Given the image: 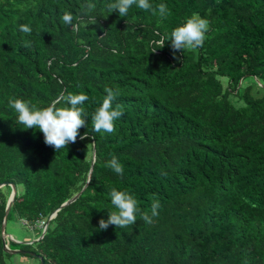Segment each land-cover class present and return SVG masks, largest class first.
<instances>
[{
	"label": "trees",
	"instance_id": "1",
	"mask_svg": "<svg viewBox=\"0 0 264 264\" xmlns=\"http://www.w3.org/2000/svg\"><path fill=\"white\" fill-rule=\"evenodd\" d=\"M112 2L0 0V184L18 188L7 224L26 221L38 239L53 216L43 238L18 248L45 264H264V0H150L167 6L164 19L135 5L120 17ZM194 13L209 21L204 45L174 52L171 32ZM106 87L119 89L113 107L124 113L111 134L92 125ZM79 93L89 96L87 138L57 151L8 106L66 107ZM113 155L123 175L105 166ZM112 188L150 216L159 201L153 223L138 213L99 231Z\"/></svg>",
	"mask_w": 264,
	"mask_h": 264
},
{
	"label": "clouds",
	"instance_id": "2",
	"mask_svg": "<svg viewBox=\"0 0 264 264\" xmlns=\"http://www.w3.org/2000/svg\"><path fill=\"white\" fill-rule=\"evenodd\" d=\"M133 5L144 11H151L152 15H158L162 19L167 18L169 15L165 4L154 7L150 0H115V2L107 3L105 8L110 13L118 10L119 16L124 17ZM96 7V4L88 3L85 6V14L90 15ZM90 18L95 20L96 23L95 17L90 16ZM76 19L68 11H65L62 16V22L72 27L73 30H76L79 26L78 23H74ZM19 30L25 34H31L32 32L29 25H21ZM208 31L209 21L194 13L182 26L176 27L171 32L168 41H170V46L174 52L196 50L204 45ZM160 44L162 48L165 42L161 41ZM25 46H29L28 42H25ZM105 92L106 96L92 116V125L94 132L111 134L116 131L114 121L124 113L120 104L113 107V102L120 95L119 89L113 91L111 88L106 87ZM65 99L66 104L69 106L57 107L55 104H51L45 108H37L31 101L21 98H11L8 106L17 113L18 124L23 125L27 130L32 129L41 132L44 136V143L57 151L67 147L70 142L75 143L78 136L81 140L87 138L86 133L80 136L79 130L86 126V113L82 105L89 100V96L83 93L69 94ZM105 166L111 168L115 173L123 175V166L115 155ZM110 196L111 204L115 210L108 212L107 220H99V231L107 230L109 225L117 228L133 225L137 221L138 213L146 224L153 223L152 217L158 215L159 201L153 202L150 216L147 212H141L137 200L128 192L112 188Z\"/></svg>",
	"mask_w": 264,
	"mask_h": 264
},
{
	"label": "rangeland",
	"instance_id": "3",
	"mask_svg": "<svg viewBox=\"0 0 264 264\" xmlns=\"http://www.w3.org/2000/svg\"><path fill=\"white\" fill-rule=\"evenodd\" d=\"M0 190H2L5 195H8V189L2 188ZM6 233L10 236L11 242H9L11 244L12 250H22L18 248L19 244H30L32 242L34 243L35 241H38L39 239H35L37 233L31 228L23 225L20 219L18 218H13L8 222L6 226ZM7 262L9 264H40L38 259L30 257L27 258L22 256V254L11 255L10 258H7Z\"/></svg>",
	"mask_w": 264,
	"mask_h": 264
},
{
	"label": "water",
	"instance_id": "4",
	"mask_svg": "<svg viewBox=\"0 0 264 264\" xmlns=\"http://www.w3.org/2000/svg\"><path fill=\"white\" fill-rule=\"evenodd\" d=\"M9 186L11 188V194L7 203V207H6V211H5V216H4V220H3V224H2V239H3V245H4V251L6 253H9L11 255H18V254H25V255H29L31 257H38V259L40 260V264H45V260L43 257L41 256H37L35 253L30 252V251H24V250H12L10 245H9V240H10V236L6 233V226H7V220H8V216L10 214L12 205L14 203L15 197L18 195V188L15 184L13 183H3L0 184V189ZM82 194V192H80L78 195H76L73 199H71L70 201L66 202L65 204L62 205V208L69 205L70 203L76 201L80 195ZM56 215V213L54 214V216ZM52 220V217L50 218V220L47 223L46 228L44 229L42 236L38 239L40 240L41 238H43L47 232L48 226L50 224V221ZM30 244H33L30 243Z\"/></svg>",
	"mask_w": 264,
	"mask_h": 264
},
{
	"label": "built area",
	"instance_id": "5",
	"mask_svg": "<svg viewBox=\"0 0 264 264\" xmlns=\"http://www.w3.org/2000/svg\"><path fill=\"white\" fill-rule=\"evenodd\" d=\"M52 218H53V216H52ZM22 224L27 226L28 223L26 221H22ZM39 226H41L43 229H45L47 226V223L45 221H41Z\"/></svg>",
	"mask_w": 264,
	"mask_h": 264
},
{
	"label": "crops",
	"instance_id": "6",
	"mask_svg": "<svg viewBox=\"0 0 264 264\" xmlns=\"http://www.w3.org/2000/svg\"><path fill=\"white\" fill-rule=\"evenodd\" d=\"M11 237H12V235H11ZM10 242H11V240H10ZM9 245H10V243H9Z\"/></svg>",
	"mask_w": 264,
	"mask_h": 264
}]
</instances>
